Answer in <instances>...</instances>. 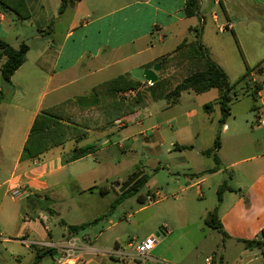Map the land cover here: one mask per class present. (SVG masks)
I'll return each mask as SVG.
<instances>
[{"label":"crops","instance_id":"crops-1","mask_svg":"<svg viewBox=\"0 0 264 264\" xmlns=\"http://www.w3.org/2000/svg\"><path fill=\"white\" fill-rule=\"evenodd\" d=\"M187 2L81 0L60 14L61 0H0V41L15 49L22 44L29 47L24 64L9 83L2 78L0 61V228L20 239L25 248H33L37 254L52 249V255L59 256L65 243L76 239L83 264H137L131 258L120 261L110 256L113 249H122L121 235L96 246L89 239H77L68 227L69 234L56 240L49 228L55 210L49 207L50 217L45 219L38 208L41 202L59 197L60 189L72 182L74 194H113L98 218H115L112 206L124 198L126 190L97 185L99 168L110 171L111 158L107 155L104 163L98 161L107 150L100 144H110L112 135L119 131L123 143L131 142L132 151L138 134L151 145L163 139L161 127L167 125L177 135L173 160H181L173 165H187L191 173L188 184L181 188L184 196L179 199L173 195L177 201L164 211L163 224L158 223L148 233L147 238L167 227L146 263L206 264L212 257L218 264H264V0H198V13L193 17L186 15ZM50 24L53 30L47 35L43 31ZM223 25L229 26L227 30H220ZM205 54L235 86L231 115L224 123L218 89L202 94L184 91L174 103L167 99L183 80L205 68ZM155 65L160 70L151 87V102L135 105L134 112L111 124L105 125L97 117L87 119L91 125H102L86 129L82 139L52 148L33 160H22L35 119L44 109L75 100L92 112L96 86L120 75L134 78V70H154ZM139 81L140 89L150 88L148 81ZM163 83H168L164 92L158 90ZM237 86L254 100L251 117L255 122L246 131H237L231 121L232 105L240 97ZM257 86L261 89L255 99L251 94ZM140 89L120 92L118 97L134 104ZM162 99L167 105L160 103ZM246 122L250 124L249 119ZM217 139L219 164L213 155L205 154ZM90 146L94 147L92 153L70 161L76 149ZM119 149L123 154L128 152L125 144H119ZM92 158H96L94 163ZM242 164L248 165L230 173ZM131 178L129 172L119 182L120 187ZM224 183L230 189L219 202L218 190ZM147 185L152 194L160 196L152 205L169 201L171 196L157 183L150 186L148 181ZM16 188L25 190L26 197H14ZM148 196L140 201L147 203ZM217 207L224 233L205 224L207 215ZM121 222L113 221L107 230H115ZM215 231L220 236V254L205 247L208 238H216ZM182 239L189 245H180ZM252 243L259 246L251 247Z\"/></svg>","mask_w":264,"mask_h":264},{"label":"rangeland","instance_id":"rangeland-1","mask_svg":"<svg viewBox=\"0 0 264 264\" xmlns=\"http://www.w3.org/2000/svg\"><path fill=\"white\" fill-rule=\"evenodd\" d=\"M167 86L168 83H163L159 86L158 90L164 92ZM236 89L240 97L232 105L231 121H234L233 126L237 131L241 129L242 131H246L249 128L252 129L251 122H255V117H251V114L254 115V112L252 111L254 100L251 96L243 92L241 86H237ZM160 103L167 105L168 102L167 100L162 99L160 100ZM247 119L250 120V124H247ZM161 131L163 133V139L155 140L151 145H147V141L138 134L132 151L130 149L131 142L123 143L122 136L120 135L121 132L119 131H116L112 135L110 144L105 146L104 143H101V149L107 150H104V152H102L97 158L98 161L104 163L108 160L107 155L111 156L109 159L110 171L104 172V166L99 168L98 173L101 175L97 185L99 188L102 186H108L111 188L113 185L123 180L125 175L129 172L132 173V177L140 172H144L150 182V186H152L153 183H157L159 189H162L165 194L171 196L169 201H163L150 206H148L147 203H142L140 197L155 195V193H151L149 185L144 186L137 193L128 194L116 204L115 212L113 214L115 218L111 219V216L103 218L100 222L76 234L77 239L83 240L86 238L89 239L92 244L101 246L102 244H105L107 239L110 242L115 236L121 235L123 236L122 249L130 251L135 250V248L147 238L150 230L158 223L160 226L163 224L164 221L162 217L164 211L174 205L173 201H177L173 195H177L179 199L184 196L181 188L188 184L191 170L187 165H182L180 167H174L173 165V162L175 161L178 163L181 162L179 159L173 160V158L176 157V151L173 146L175 144L173 142L177 141V138L175 137L177 135L174 133L175 130L164 125L161 127ZM119 144H125L126 149L128 150L127 154L121 152ZM228 146H231V144L229 143ZM171 151L173 154L170 153ZM95 159L96 158H92L91 161L94 163ZM247 165L248 164H242L229 171L230 173H232V170L236 172L238 170L241 171ZM73 185L74 183L72 182L67 184L60 189L61 192L59 197L53 198L51 201L41 202L40 208H38L39 214L41 213V216L45 217V219L50 217L48 212L49 207L55 210V214L50 217L49 228L52 231V235L58 241L62 240L64 235L67 236L69 234V226L92 222L98 218V216H101L107 210L108 202L113 199V194L101 197L96 191L92 194H74L75 189ZM96 188L97 187L93 188V190ZM157 195L159 194L157 193ZM143 207L146 208L141 212L136 213ZM129 215H131V217L127 218ZM115 220H121L122 222L115 230H107L110 224ZM101 232L104 233L102 237L100 236ZM45 233L47 232L45 231ZM213 235L217 239L208 238V240H206L207 242H204L205 247L208 249H214L220 254V247L217 249V246H220L221 243L219 240L220 236L217 231H215ZM7 238H10L11 241L7 242ZM192 238V236L189 237V239ZM189 243L190 242L186 239L180 240V245L184 247L189 245ZM129 245H131V247ZM40 249L41 248L38 250ZM36 257V250L33 248H25L24 243H22L20 239L15 236L13 237L11 233L3 231L0 228V264H33ZM57 257L58 254H46L39 264H55ZM157 257L162 258L160 256ZM90 258L93 257L91 256ZM105 259L106 261H109L108 258ZM91 264H94V262Z\"/></svg>","mask_w":264,"mask_h":264},{"label":"trees","instance_id":"trees-1","mask_svg":"<svg viewBox=\"0 0 264 264\" xmlns=\"http://www.w3.org/2000/svg\"><path fill=\"white\" fill-rule=\"evenodd\" d=\"M79 1L81 0H61L60 14L64 13L68 7ZM185 12L188 17L196 16L198 13V0H188ZM52 30L53 26L50 24L48 30L43 31V33L50 35ZM28 51L29 47L26 44H22L19 49H15L7 42L0 41V61H3L1 65V74L4 82L9 83L12 75L24 64ZM205 56L207 58L205 68L183 80L167 95V99L170 100L171 103H174L184 91L191 90L197 94H202L212 89H218L220 91L219 103L222 110L221 122L224 123L231 115V104L236 98L235 86L230 83L226 72L208 55L205 54ZM140 87L141 81L133 78L131 75H120L94 88V104L96 105V108L92 112L86 111L80 102L75 100H69L54 107L44 109L35 119L24 147L22 160H33L42 156L52 148L62 146L71 140L82 139L87 133L86 129L93 130L100 128L102 125L101 123L91 125V123L87 122V119L97 117L103 119L105 125L111 124L134 112L135 105H139L142 102H151V100L154 99L152 88L150 87V89L146 87L140 89ZM138 89L140 90L134 104L121 100L118 97L120 92ZM260 89L261 87L257 86L255 90L252 91L251 95L255 99H257ZM208 106L209 105H207V107ZM219 149L220 141L217 139L214 147L205 152L206 155H213L218 164L220 162L217 156ZM93 151V146L76 149L70 161L85 157ZM147 182L148 178L143 174L123 193V196L126 197L130 193H137L147 184ZM229 189L230 187L227 183H224L219 188V202L222 200L223 193ZM92 190L93 188L90 189V191ZM119 202L120 201H117L112 206L113 210ZM105 217L107 216L96 218L92 222L69 226V232L76 235L82 230L100 222ZM205 224L210 228L224 233L218 217V207L207 215L205 218ZM262 236L264 237V230L262 231ZM261 245H264V242L261 243ZM46 254L52 255L53 250L48 249L42 253H38L33 264H38Z\"/></svg>","mask_w":264,"mask_h":264},{"label":"built area","instance_id":"built-area-1","mask_svg":"<svg viewBox=\"0 0 264 264\" xmlns=\"http://www.w3.org/2000/svg\"><path fill=\"white\" fill-rule=\"evenodd\" d=\"M229 26H221L220 30L225 31ZM154 82L148 81L146 85L148 87H153ZM13 196L16 198L26 197L27 193L23 189L16 188L13 191ZM158 196H151L147 197V204L152 205L158 200ZM160 198V196H159ZM162 233H167V227L164 226L160 231L159 235H153L139 244L135 250L126 251L123 249H113L109 252L110 256L120 261H124L127 258H131L136 261L137 264L146 263L148 259H150L149 255L154 249L157 241L159 240ZM79 241L76 239H70L65 243L64 248L62 249L60 255L55 260V264H83V260L80 257L79 252ZM131 247V245H130ZM206 264H218L216 261L209 257L206 259Z\"/></svg>","mask_w":264,"mask_h":264},{"label":"water","instance_id":"water-1","mask_svg":"<svg viewBox=\"0 0 264 264\" xmlns=\"http://www.w3.org/2000/svg\"><path fill=\"white\" fill-rule=\"evenodd\" d=\"M159 70H160L159 65H155L154 70L136 69L133 71V76H134V78H136L138 80L157 82L158 77L156 75V72ZM141 176H142V172L134 175L129 181H127L124 185H122V187H120L119 183H116L115 187L120 188V191L124 192L129 187H131ZM156 235H159V233H157ZM250 246L251 247H253V246L258 247L259 244L252 243Z\"/></svg>","mask_w":264,"mask_h":264}]
</instances>
